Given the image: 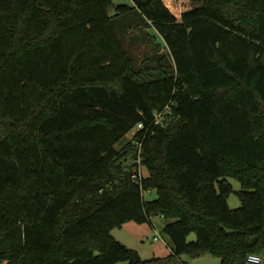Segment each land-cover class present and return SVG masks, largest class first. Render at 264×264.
Segmentation results:
<instances>
[{
	"label": "trees",
	"instance_id": "1",
	"mask_svg": "<svg viewBox=\"0 0 264 264\" xmlns=\"http://www.w3.org/2000/svg\"><path fill=\"white\" fill-rule=\"evenodd\" d=\"M192 1L0 0V264H145L112 231L154 214L175 255L264 253V0Z\"/></svg>",
	"mask_w": 264,
	"mask_h": 264
},
{
	"label": "rangeland",
	"instance_id": "2",
	"mask_svg": "<svg viewBox=\"0 0 264 264\" xmlns=\"http://www.w3.org/2000/svg\"><path fill=\"white\" fill-rule=\"evenodd\" d=\"M115 4L134 5L133 0H114ZM171 11L180 19L182 11L189 10L193 7L192 0H164ZM150 30V29H149ZM155 33L154 29L150 30ZM159 39V38H158ZM125 43L134 53L139 63L146 56H152L153 50L151 45L147 43L140 28L133 27L125 34ZM167 50L166 46L162 49L163 52ZM167 118V117H166ZM137 128L130 131L123 142L116 145L120 148L126 141L133 138ZM133 155L130 154V157ZM140 170L143 174L147 170L140 165ZM228 181L232 184L234 191L228 197V204L231 209H236L241 206V200L237 191L242 189L241 183L234 177H227ZM157 196L155 190L146 191L144 197L146 200L153 199ZM171 221L161 214H154L147 222L129 221L120 227L113 229V235L127 246L138 250L141 258L145 264H220V258L206 254L199 257H192L187 253L180 255L173 254V245L170 238L164 232L165 225ZM158 239H155V237ZM196 235L190 234L189 240H194Z\"/></svg>",
	"mask_w": 264,
	"mask_h": 264
},
{
	"label": "built area",
	"instance_id": "3",
	"mask_svg": "<svg viewBox=\"0 0 264 264\" xmlns=\"http://www.w3.org/2000/svg\"><path fill=\"white\" fill-rule=\"evenodd\" d=\"M159 121V120H158ZM144 125L142 123H139L137 128H143ZM139 152H141V149L139 150ZM138 162H140L138 160ZM142 172L140 170V166H139V175L141 176ZM155 239H158V237L156 236ZM248 263L249 264H264V253H250L248 255Z\"/></svg>",
	"mask_w": 264,
	"mask_h": 264
},
{
	"label": "crops",
	"instance_id": "4",
	"mask_svg": "<svg viewBox=\"0 0 264 264\" xmlns=\"http://www.w3.org/2000/svg\"><path fill=\"white\" fill-rule=\"evenodd\" d=\"M183 12H184V11H182V13H183ZM182 13H181V14H182ZM126 245H127V244H126Z\"/></svg>",
	"mask_w": 264,
	"mask_h": 264
},
{
	"label": "water",
	"instance_id": "5",
	"mask_svg": "<svg viewBox=\"0 0 264 264\" xmlns=\"http://www.w3.org/2000/svg\"><path fill=\"white\" fill-rule=\"evenodd\" d=\"M264 111V110H263Z\"/></svg>",
	"mask_w": 264,
	"mask_h": 264
}]
</instances>
